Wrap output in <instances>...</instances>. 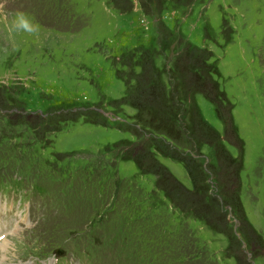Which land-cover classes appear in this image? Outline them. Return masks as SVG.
I'll return each mask as SVG.
<instances>
[{"label": "rangeland", "instance_id": "374dc122", "mask_svg": "<svg viewBox=\"0 0 264 264\" xmlns=\"http://www.w3.org/2000/svg\"><path fill=\"white\" fill-rule=\"evenodd\" d=\"M17 10L40 31L0 22V175L43 188L18 264H264V0Z\"/></svg>", "mask_w": 264, "mask_h": 264}, {"label": "clouds", "instance_id": "9594fccd", "mask_svg": "<svg viewBox=\"0 0 264 264\" xmlns=\"http://www.w3.org/2000/svg\"><path fill=\"white\" fill-rule=\"evenodd\" d=\"M0 22H3L9 33L37 34L40 25L35 18L22 10H17L8 15H0ZM17 228L13 213L0 215V255L6 258V264H18L19 260L28 255L27 240L31 230L25 229L14 231Z\"/></svg>", "mask_w": 264, "mask_h": 264}, {"label": "trees", "instance_id": "16d2710c", "mask_svg": "<svg viewBox=\"0 0 264 264\" xmlns=\"http://www.w3.org/2000/svg\"><path fill=\"white\" fill-rule=\"evenodd\" d=\"M87 190V189H86ZM79 193H81V192H79ZM86 203L90 206V208H92L91 207V204H93V203H90L89 204V200L87 199V201H86ZM98 208H99V204H98ZM93 209V208H92ZM95 210V209H94ZM164 237L162 236V235H160V234H156L154 237H153V241H155V244L153 245V246H156L157 248H162V246H164L163 245V243L165 242L164 240ZM181 239V238H180Z\"/></svg>", "mask_w": 264, "mask_h": 264}, {"label": "bare ground", "instance_id": "6f19581e", "mask_svg": "<svg viewBox=\"0 0 264 264\" xmlns=\"http://www.w3.org/2000/svg\"><path fill=\"white\" fill-rule=\"evenodd\" d=\"M2 256V255H1ZM0 256V257H1ZM4 259H5V257L4 256H2L1 258H0V264H3L4 263Z\"/></svg>", "mask_w": 264, "mask_h": 264}]
</instances>
